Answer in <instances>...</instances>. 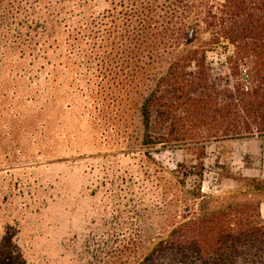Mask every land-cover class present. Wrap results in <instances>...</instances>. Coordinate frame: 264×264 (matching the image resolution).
Instances as JSON below:
<instances>
[{
    "label": "trees",
    "instance_id": "trees-1",
    "mask_svg": "<svg viewBox=\"0 0 264 264\" xmlns=\"http://www.w3.org/2000/svg\"><path fill=\"white\" fill-rule=\"evenodd\" d=\"M114 10L107 21L90 0H0V118L12 108L14 123L22 109L30 120L44 107L47 91L54 98L51 89L62 85L59 65L96 60L114 72L119 67L114 76L123 94L111 99L121 97L131 120L139 121L147 148L264 137V0H118ZM200 24L209 33L204 43L231 47V88L215 87L205 51L185 38ZM164 63L156 77L154 69ZM104 84H92L93 91L85 86L101 111ZM225 177L244 181L261 197L190 207L136 264H264V179ZM202 197L197 192L193 198Z\"/></svg>",
    "mask_w": 264,
    "mask_h": 264
},
{
    "label": "rangeland",
    "instance_id": "rangeland-1",
    "mask_svg": "<svg viewBox=\"0 0 264 264\" xmlns=\"http://www.w3.org/2000/svg\"><path fill=\"white\" fill-rule=\"evenodd\" d=\"M117 2L90 0V6L108 21ZM191 29L192 38L190 30L185 38L205 51L215 87L231 88V47L204 43L209 33L202 24ZM58 38L63 51L62 27ZM81 64L58 66L60 76L65 69L62 85L51 89L54 98L47 91L44 107L30 120L23 109L15 123L12 108L2 112L0 264H136L190 207L261 197L244 181L225 176L264 179V137L147 148L139 121L131 120L121 97L111 99L123 94L122 80L114 76L119 67L114 72L96 60ZM167 65L154 69L156 77ZM101 79L103 111L94 93H85V86L93 91ZM197 192L203 197L194 199ZM261 213L264 218V202Z\"/></svg>",
    "mask_w": 264,
    "mask_h": 264
},
{
    "label": "water",
    "instance_id": "water-1",
    "mask_svg": "<svg viewBox=\"0 0 264 264\" xmlns=\"http://www.w3.org/2000/svg\"><path fill=\"white\" fill-rule=\"evenodd\" d=\"M193 29L190 30L189 39L192 38Z\"/></svg>",
    "mask_w": 264,
    "mask_h": 264
}]
</instances>
